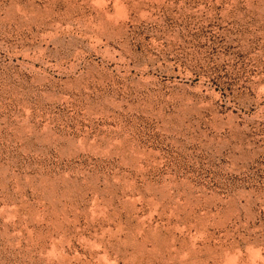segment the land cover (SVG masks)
I'll list each match as a JSON object with an SVG mask.
<instances>
[{"label":"rangeland","instance_id":"obj_1","mask_svg":"<svg viewBox=\"0 0 264 264\" xmlns=\"http://www.w3.org/2000/svg\"><path fill=\"white\" fill-rule=\"evenodd\" d=\"M0 264H264V0H0Z\"/></svg>","mask_w":264,"mask_h":264}]
</instances>
